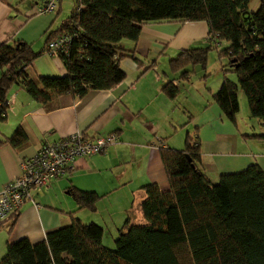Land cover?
Wrapping results in <instances>:
<instances>
[{
	"label": "trees",
	"instance_id": "obj_1",
	"mask_svg": "<svg viewBox=\"0 0 264 264\" xmlns=\"http://www.w3.org/2000/svg\"><path fill=\"white\" fill-rule=\"evenodd\" d=\"M250 1L75 0L69 15L45 40L47 45L57 34L72 33L68 51L60 54L66 75L31 78L25 67L41 51L22 40L0 44V119H5L3 103L14 85L40 103L64 93L80 96L88 89H111L125 78L119 61L137 60L122 40L135 42L148 21L179 19L206 21L209 45L182 51L170 60L173 69L204 65L208 50L217 49L219 60L226 58L221 64L224 74L234 73L236 81L225 75L212 100L235 122L240 89L250 117L264 126V0L254 11L248 8ZM222 42L226 46L220 47ZM166 89L170 96L175 94L169 84ZM243 137L264 145V133ZM7 141L21 148L28 136L17 127ZM160 156L168 188L154 182L141 187L142 221L127 218L113 248L103 244L100 225L73 218L70 227L49 230L37 242H7L0 264H264L263 169L252 164L213 182L201 169L199 138L189 133L183 148H160ZM68 191L81 208L92 209L100 198L94 191Z\"/></svg>",
	"mask_w": 264,
	"mask_h": 264
},
{
	"label": "crops",
	"instance_id": "obj_2",
	"mask_svg": "<svg viewBox=\"0 0 264 264\" xmlns=\"http://www.w3.org/2000/svg\"><path fill=\"white\" fill-rule=\"evenodd\" d=\"M45 1L0 0V44L22 40L34 51L35 46L41 51L25 67L31 78L67 74L62 60L45 51L46 36L63 20L56 26L61 0L58 11L36 13V7ZM208 30L204 20L144 23L135 42L122 40L137 60L123 57L119 61L125 78L111 89H88L80 96L64 93L40 103L25 88H10L5 119H0V190L18 176L21 160L34 154L45 137L52 140L81 131L89 138L109 133L119 138L105 152L76 158L73 169L62 176L65 180L57 177L60 180L51 182L53 178L45 187L32 190L34 203L26 201L13 218L0 219V258L7 242L21 238L37 242L49 230L70 227L73 218L85 222L100 219L115 229L127 218L141 222L140 206L145 198L141 187L154 182L163 190L168 188L160 148H183L186 133L199 138L201 169L213 182L221 174L239 172L252 164L264 171V145L258 139L243 137L260 132L245 126L238 113L235 122L230 121L212 100L225 75L236 81L232 72L224 74L221 64L226 58L219 60L217 49L212 47L204 65L173 69L170 64L184 50L207 47ZM222 43L220 47L226 46ZM167 84L175 89L173 96L166 92ZM241 91H237L238 100L243 101ZM186 124L192 133L181 132ZM17 127L28 136L21 148L7 141ZM69 188L94 191L100 198L92 209L81 208Z\"/></svg>",
	"mask_w": 264,
	"mask_h": 264
},
{
	"label": "built area",
	"instance_id": "obj_3",
	"mask_svg": "<svg viewBox=\"0 0 264 264\" xmlns=\"http://www.w3.org/2000/svg\"><path fill=\"white\" fill-rule=\"evenodd\" d=\"M58 3L59 0H47L36 7V13L52 12ZM72 36L70 32L60 34L47 43L45 51L60 58L62 52L68 51ZM3 104L8 107L9 100ZM118 138L116 133L89 138L81 131L52 140L45 137L34 154L21 160L18 176L0 190V219L6 221L26 201L34 203L32 190L47 185L52 178L69 173L76 158L105 152L110 145L117 143Z\"/></svg>",
	"mask_w": 264,
	"mask_h": 264
},
{
	"label": "rangeland",
	"instance_id": "obj_4",
	"mask_svg": "<svg viewBox=\"0 0 264 264\" xmlns=\"http://www.w3.org/2000/svg\"><path fill=\"white\" fill-rule=\"evenodd\" d=\"M74 1L75 0H61L60 11H59V14L57 15L58 16L57 17L58 23H56V26L59 24L61 19H64L65 17H67L69 15L70 11L74 7ZM258 6H259V0H251L249 2L248 8H249V10L254 11L257 9ZM58 7H59V5H57V8ZM56 9L54 11H56ZM57 11H58V9H57ZM55 16H56V13H55ZM222 44H225V42H223ZM38 49L39 48L37 46H35V51H37ZM233 80H235V74L233 75ZM239 91H241V90L239 89ZM243 98H244L243 101H242V99L239 100L240 110H238V112H237L239 120L242 123H245V126L248 125L249 128L251 126L253 132L256 131V132L264 133V126L258 124L259 120H257L256 118L250 117V113L248 111V105H247V98L245 97V95H243ZM186 118H188V116ZM182 128L183 129L181 132L186 133V131H190L192 133V130H191L192 128L187 126V124L185 126H183ZM61 179L65 180V177H62ZM58 180H60V179L56 178V179H53L51 182L58 181ZM96 221L97 222L89 220V222L96 223L103 228V240H102L103 244L110 247V248H113L114 247V240H115L116 236L118 235V229L120 227L118 229H115L113 226H110L109 224H104V222L100 219H97ZM89 222H86V223H89Z\"/></svg>",
	"mask_w": 264,
	"mask_h": 264
}]
</instances>
